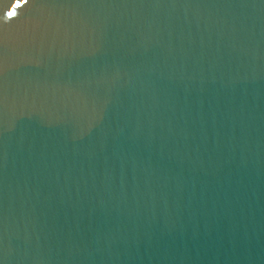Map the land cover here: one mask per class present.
Masks as SVG:
<instances>
[{"label": "water", "instance_id": "obj_1", "mask_svg": "<svg viewBox=\"0 0 264 264\" xmlns=\"http://www.w3.org/2000/svg\"><path fill=\"white\" fill-rule=\"evenodd\" d=\"M0 0V264H264V0Z\"/></svg>", "mask_w": 264, "mask_h": 264}, {"label": "snow or ice", "instance_id": "obj_2", "mask_svg": "<svg viewBox=\"0 0 264 264\" xmlns=\"http://www.w3.org/2000/svg\"><path fill=\"white\" fill-rule=\"evenodd\" d=\"M27 3H28V0H16L13 10L8 11L7 16L9 18L15 17L17 15V12L15 11V9H20Z\"/></svg>", "mask_w": 264, "mask_h": 264}]
</instances>
